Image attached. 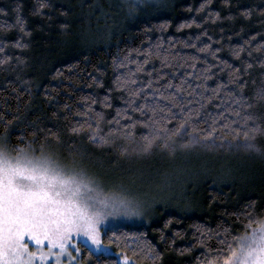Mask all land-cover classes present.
<instances>
[{"label": "trees", "instance_id": "1", "mask_svg": "<svg viewBox=\"0 0 264 264\" xmlns=\"http://www.w3.org/2000/svg\"><path fill=\"white\" fill-rule=\"evenodd\" d=\"M131 5L0 0V146L116 179L183 174L149 223L102 243L135 264H225L264 222V0Z\"/></svg>", "mask_w": 264, "mask_h": 264}, {"label": "rangeland", "instance_id": "2", "mask_svg": "<svg viewBox=\"0 0 264 264\" xmlns=\"http://www.w3.org/2000/svg\"><path fill=\"white\" fill-rule=\"evenodd\" d=\"M164 1L118 3L142 9ZM166 173L116 179L48 154L0 146V264H81L79 243L115 254L121 264H135L104 245L102 232L149 223L157 207H163V198L185 181L183 174L176 175L173 184L164 179ZM225 264H264V222L241 238Z\"/></svg>", "mask_w": 264, "mask_h": 264}]
</instances>
